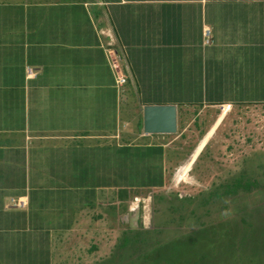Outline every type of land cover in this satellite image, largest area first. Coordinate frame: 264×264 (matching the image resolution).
Returning a JSON list of instances; mask_svg holds the SVG:
<instances>
[{
  "label": "crops",
  "instance_id": "crops-1",
  "mask_svg": "<svg viewBox=\"0 0 264 264\" xmlns=\"http://www.w3.org/2000/svg\"><path fill=\"white\" fill-rule=\"evenodd\" d=\"M149 105L177 133H146ZM223 106L264 109V0H0V264H96L193 112Z\"/></svg>",
  "mask_w": 264,
  "mask_h": 264
},
{
  "label": "rangeland",
  "instance_id": "rangeland-1",
  "mask_svg": "<svg viewBox=\"0 0 264 264\" xmlns=\"http://www.w3.org/2000/svg\"><path fill=\"white\" fill-rule=\"evenodd\" d=\"M230 111L231 109L225 106L223 110L209 108L193 112L196 114V120L189 121L192 125L187 129L186 123L182 125L181 128L186 130L180 144H177L179 149L172 152L176 155L171 159L173 167L169 173L167 187L135 194L139 197L133 201L137 203L138 210L143 215L133 229H160L161 233L155 236L159 237V242L153 246L156 249L159 246L165 248L168 256L171 246H177L176 249L179 250L184 247L180 241L182 233L192 234L203 227L204 222L208 225L218 224L225 230H209L208 234L213 238L221 234L231 236L229 232L232 231L234 237L242 238L245 233L235 226L241 223L243 216L253 217L254 227L261 228L262 224L264 226V109L260 106L257 112L249 110L242 113V107H239L228 115ZM223 112L227 115L216 126L217 114ZM211 126H214L213 133L206 144L202 145V150L198 151ZM189 163V170L186 169V173L182 174ZM141 174L136 175L134 181H140L142 177L144 179L145 176ZM156 174L157 172L155 178ZM247 182L253 186L251 192L237 188V194H227L221 198L214 196L217 191L223 194L226 188H236L237 184L244 185ZM224 206H227L226 210ZM104 227L105 225H102V231ZM129 228V222L120 221L116 233L103 231L104 236L108 234V237L103 238L101 259L97 260L96 264H108L117 254L128 253L125 251L127 249L121 250L119 246L126 236H134ZM262 230L260 229V233L264 234ZM251 235L250 245L257 241L256 245L260 249L262 243L264 244V235H260L263 236L262 239L255 235V232ZM239 241L241 242L240 239ZM214 244L215 241L211 243V248L207 249L201 244L195 245L197 249L193 248L187 253L194 257L199 249L208 257L210 252L212 257Z\"/></svg>",
  "mask_w": 264,
  "mask_h": 264
},
{
  "label": "trees",
  "instance_id": "trees-1",
  "mask_svg": "<svg viewBox=\"0 0 264 264\" xmlns=\"http://www.w3.org/2000/svg\"><path fill=\"white\" fill-rule=\"evenodd\" d=\"M252 184L250 182L245 183L244 185L239 183L235 186L230 187L229 189H225L224 193L215 192L214 196L217 198H221L227 194L238 193V189H245L246 192H251ZM238 188V189H237ZM236 193V194H237ZM224 210L227 209V206H224ZM253 217H242V221L240 224L236 225L237 229L242 230L244 235L242 238H239L242 242L239 241L237 237H234L235 234L231 233V236L220 235L215 238L211 237L208 232L209 230L213 231H225L219 227L218 224L208 225V223L204 222L203 227L198 229L196 232L190 233H182V237L180 239L181 244L184 246L182 249H176L177 246H171L169 248V256L167 255V251L163 247H157V249L153 246L156 242H159V237H155L161 233L160 229H133L129 228V230L133 231L134 236L125 237L122 244H120V249L127 251L128 253H121L114 256L108 264H264V244L262 243L261 248L259 249L256 245L257 241H254L252 245H250L252 233L255 232V235H264L260 233V229L262 227H254L253 226ZM194 235V236H193ZM197 239L195 240V237ZM234 237V238H233ZM263 236H260L262 239ZM257 238V237H256ZM237 240V242H234ZM215 241V244L212 247L213 254L211 257L207 256L206 253H202L199 249L197 250V254L193 256H189L187 252H190L193 248H196L195 245H203L211 248V243ZM240 246H242L240 248ZM148 249V250H147ZM197 249V248H196ZM187 253V255H186ZM164 256H163V255ZM186 255V256H185ZM103 264H107V262H103Z\"/></svg>",
  "mask_w": 264,
  "mask_h": 264
},
{
  "label": "water",
  "instance_id": "water-1",
  "mask_svg": "<svg viewBox=\"0 0 264 264\" xmlns=\"http://www.w3.org/2000/svg\"><path fill=\"white\" fill-rule=\"evenodd\" d=\"M144 131L149 134H175L178 131L176 105H149L144 107ZM140 210L131 219V228H136Z\"/></svg>",
  "mask_w": 264,
  "mask_h": 264
},
{
  "label": "built area",
  "instance_id": "built-area-1",
  "mask_svg": "<svg viewBox=\"0 0 264 264\" xmlns=\"http://www.w3.org/2000/svg\"><path fill=\"white\" fill-rule=\"evenodd\" d=\"M205 35L207 38V43H210V38H211V32L209 28L205 29ZM114 62L112 63L113 69L115 71L116 74V79H117V86H119V88H121L123 86V84L126 83L127 79L126 76L123 74L121 66L118 63V60L113 59ZM34 72L32 69H29V76H33ZM225 107V106H223ZM228 109H230V106H227ZM27 201L24 198H12L9 206L11 208H16V209H25L27 207Z\"/></svg>",
  "mask_w": 264,
  "mask_h": 264
}]
</instances>
